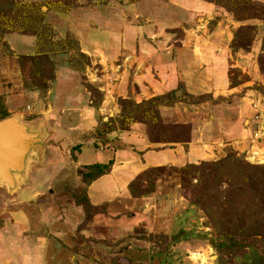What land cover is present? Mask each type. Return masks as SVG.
<instances>
[{
  "label": "rangeland",
  "instance_id": "obj_1",
  "mask_svg": "<svg viewBox=\"0 0 264 264\" xmlns=\"http://www.w3.org/2000/svg\"><path fill=\"white\" fill-rule=\"evenodd\" d=\"M264 0H0V264H264Z\"/></svg>",
  "mask_w": 264,
  "mask_h": 264
},
{
  "label": "water",
  "instance_id": "obj_2",
  "mask_svg": "<svg viewBox=\"0 0 264 264\" xmlns=\"http://www.w3.org/2000/svg\"><path fill=\"white\" fill-rule=\"evenodd\" d=\"M25 123L15 116L0 120V185L13 188L16 176L25 172L33 148L41 154L44 145Z\"/></svg>",
  "mask_w": 264,
  "mask_h": 264
},
{
  "label": "built area",
  "instance_id": "obj_3",
  "mask_svg": "<svg viewBox=\"0 0 264 264\" xmlns=\"http://www.w3.org/2000/svg\"><path fill=\"white\" fill-rule=\"evenodd\" d=\"M255 118L257 119L256 122H258V124L253 132L254 136L255 138H262L264 135V116L257 113Z\"/></svg>",
  "mask_w": 264,
  "mask_h": 264
},
{
  "label": "crops",
  "instance_id": "obj_4",
  "mask_svg": "<svg viewBox=\"0 0 264 264\" xmlns=\"http://www.w3.org/2000/svg\"><path fill=\"white\" fill-rule=\"evenodd\" d=\"M33 135H34V137H37V135L39 136V134H37V133H35V132L33 133Z\"/></svg>",
  "mask_w": 264,
  "mask_h": 264
}]
</instances>
